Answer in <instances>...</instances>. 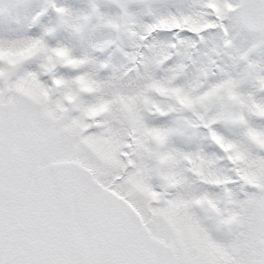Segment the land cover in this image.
<instances>
[{
    "label": "snow or ice",
    "instance_id": "snow-or-ice-1",
    "mask_svg": "<svg viewBox=\"0 0 264 264\" xmlns=\"http://www.w3.org/2000/svg\"><path fill=\"white\" fill-rule=\"evenodd\" d=\"M0 264H264V0H0Z\"/></svg>",
    "mask_w": 264,
    "mask_h": 264
}]
</instances>
